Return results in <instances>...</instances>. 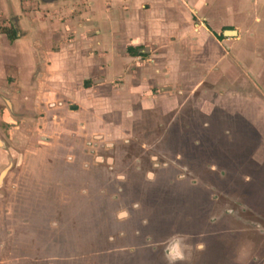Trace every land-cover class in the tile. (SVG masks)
Instances as JSON below:
<instances>
[{"label": "rangeland", "instance_id": "rangeland-1", "mask_svg": "<svg viewBox=\"0 0 264 264\" xmlns=\"http://www.w3.org/2000/svg\"><path fill=\"white\" fill-rule=\"evenodd\" d=\"M116 2L0 0V264H167L173 232L264 264V0H199L163 46Z\"/></svg>", "mask_w": 264, "mask_h": 264}, {"label": "crops", "instance_id": "crops-1", "mask_svg": "<svg viewBox=\"0 0 264 264\" xmlns=\"http://www.w3.org/2000/svg\"><path fill=\"white\" fill-rule=\"evenodd\" d=\"M44 1L48 5H55V4H57L58 1H61V0H44ZM66 1L68 2V1H72V0H66ZM115 5L118 8L120 6V4H118V2H116V0H113V4H110V5L108 4L107 6L113 7V10H114ZM205 5H206L205 2L201 3V2H199V0H122L121 11L123 12V16L125 18H126L125 12L127 10H129V16H128L129 20L123 22V27H122L123 33L126 34L127 37H129V38H132V39L137 38L139 40V42H141V43H139L140 45L148 46L149 45L148 40L150 39L153 41L152 42L153 44L160 43L159 45L163 46L162 43L164 41H162V40H165V39H166V41L171 40V38H173L175 36L177 37V34H179L178 32L180 30H179L177 22L180 18L177 17L178 14H181V16H183L182 21H184L188 24L191 16H193L197 13L199 14V11H196V8L199 7V8L204 9ZM94 8H95V6H94ZM113 10L112 11L107 10L106 17H107L108 23L113 21V18H114V11ZM93 16L95 17V14H93ZM204 16H205V14H204ZM112 24L115 25L114 22H112ZM107 27L108 26H106V28ZM43 28H44V26H43ZM204 31L205 30H203L202 32H204ZM234 31H236V30H234ZM110 33H111V28H110ZM237 35H238V32H237ZM236 36H234V37H236ZM224 38H225V36L223 33V39ZM21 39L22 38L20 37V35H18V39H16V40L19 41ZM16 40H14V41H16ZM32 43H33L34 51L29 52V48H27L28 47L27 46L26 49H24L22 53H25V56L27 57L26 60H29L30 62L32 61V64H33L34 62H36V58H38V56L41 53L47 54L45 51V48L47 46H46V42H42V44H40V42L37 40L35 42H32ZM129 45L132 46L133 44H129ZM131 46H130V48H132V49L125 50L122 58H120V61L122 63L127 64V61H129L131 63V60L136 59V58L138 59L139 62L142 60L140 58L141 56L138 55V53L136 52V51H140V50L135 51L136 48H133ZM114 50L115 49L112 50V48L110 50V53H112V56L116 55ZM112 60H113V63L111 64V66L114 65V62H115L114 58ZM143 60H145V59H143ZM79 66H80V64L77 65L75 68H73V69H75L73 72H76L77 70L80 71L81 69H78ZM108 70L110 71L111 69L108 68ZM108 70H107V72H108ZM68 74H71V73H68ZM125 76H126V74L124 73V77ZM128 77L131 78L132 75H129ZM168 80L169 79L166 77H164L162 79L163 83H165L162 86V89L166 88L167 91L172 89V86H170L167 82ZM69 99H73V98L69 96ZM10 168H11V166H10ZM10 168L7 169L6 173L9 172ZM6 173H5V175H6ZM2 182L3 181H1L0 185H2Z\"/></svg>", "mask_w": 264, "mask_h": 264}, {"label": "clouds", "instance_id": "clouds-1", "mask_svg": "<svg viewBox=\"0 0 264 264\" xmlns=\"http://www.w3.org/2000/svg\"><path fill=\"white\" fill-rule=\"evenodd\" d=\"M119 178L123 179L124 177L121 176ZM123 218H126V214L124 217H121L117 213V219ZM190 239L191 235L188 233L173 232L164 241L159 242L162 245L163 257L167 264H183L189 258L192 251L202 252L205 249L206 245L203 239L197 240L195 244L189 243ZM149 243H151L150 238Z\"/></svg>", "mask_w": 264, "mask_h": 264}, {"label": "trees", "instance_id": "trees-1", "mask_svg": "<svg viewBox=\"0 0 264 264\" xmlns=\"http://www.w3.org/2000/svg\"><path fill=\"white\" fill-rule=\"evenodd\" d=\"M4 33L10 41L18 39V32L15 28L5 29ZM219 39H223V35L219 36Z\"/></svg>", "mask_w": 264, "mask_h": 264}, {"label": "water", "instance_id": "water-1", "mask_svg": "<svg viewBox=\"0 0 264 264\" xmlns=\"http://www.w3.org/2000/svg\"><path fill=\"white\" fill-rule=\"evenodd\" d=\"M236 35H237V32L234 31V30H226V31L224 32V36H225V37H230V36L234 37V36H236Z\"/></svg>", "mask_w": 264, "mask_h": 264}]
</instances>
